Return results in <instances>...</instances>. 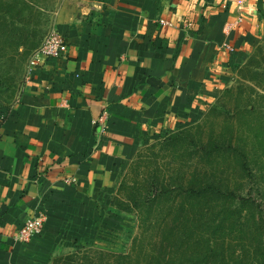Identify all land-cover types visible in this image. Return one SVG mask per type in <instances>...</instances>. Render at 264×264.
<instances>
[{
	"label": "crops",
	"instance_id": "crops-1",
	"mask_svg": "<svg viewBox=\"0 0 264 264\" xmlns=\"http://www.w3.org/2000/svg\"><path fill=\"white\" fill-rule=\"evenodd\" d=\"M53 19L68 55L25 72L0 123V264L97 241L137 154L197 123L261 44L264 0H57ZM37 212L43 232L14 243Z\"/></svg>",
	"mask_w": 264,
	"mask_h": 264
},
{
	"label": "rangeland",
	"instance_id": "rangeland-1",
	"mask_svg": "<svg viewBox=\"0 0 264 264\" xmlns=\"http://www.w3.org/2000/svg\"><path fill=\"white\" fill-rule=\"evenodd\" d=\"M18 1L0 0V18L7 17L18 23L20 10L23 9L22 5H18ZM21 1L33 2L31 7L34 12L30 13L26 20L30 21L35 34L33 33L30 40L19 48L12 47L11 41L0 39V123L5 119L10 104L19 95L21 80L25 75L33 49V41L42 39L52 26L57 8V0ZM226 88V91L231 90V92L224 93L221 99L209 108V110L213 107L219 108L218 115L208 117V110L197 123H190L183 130H190L191 138L198 143L203 142L208 149L213 145L218 146L215 144L216 141L222 144L223 137L234 134L235 144H239L244 152L237 153V157L232 159L229 156L226 158L220 155L218 162L214 164V169H211L205 162L211 159L207 155L201 153L194 156V159L190 158L189 153L192 148L188 142L186 145L183 143V145L171 147L168 152H158V148L152 149L155 155H151L148 149L156 143L147 144L142 151L148 158L139 163L140 167L131 169L133 165L131 163V166L127 168L125 175L132 189L123 191L120 194L121 198L132 195L136 186L140 193H145L146 186L153 180L158 182L165 179L171 184L179 182L187 184L190 179L197 178L187 177V174L199 172L201 169L206 177H198L200 180L221 182L225 189L230 187L237 194L251 197L260 207L258 211L264 213V37L261 44L249 55L246 63L236 69L233 79ZM198 126H201L199 129L201 131L198 130ZM218 152L216 151L214 156ZM244 162L251 170L249 175L246 171L242 172ZM180 202L179 208L183 203L182 198L178 199V203ZM166 212L165 209L162 216L158 213L155 220L153 219L154 222L148 227L143 242L149 250L151 243L157 244L153 246L158 249L155 250L156 254L160 249L159 243L164 237V231L176 222L171 219L175 217L178 210H173L168 220L164 219ZM255 215V220L250 218L239 224L229 219L222 226L231 232L226 237L223 251L220 250V252L224 253L227 259H231L235 252L237 264H249L247 262L250 260L259 264L262 259L260 253L264 250V222L257 219L258 212ZM165 221L169 225H164ZM141 230L144 231V228L140 227L136 215L120 212L116 216L109 217L108 229L99 234L100 236L98 235L97 241L89 245L64 249L55 257L74 256V259L66 264H75L76 261L79 264L82 262L83 264H111L113 258L109 260L108 254L128 252L132 247L133 239L141 236ZM202 254L199 250L189 251L187 255L190 256L185 263L192 264V261L196 260L195 257L193 258L194 255L202 261L217 257L215 255L204 258ZM219 259L222 260L220 256ZM232 263H234L233 260L230 261V264Z\"/></svg>",
	"mask_w": 264,
	"mask_h": 264
},
{
	"label": "trees",
	"instance_id": "trees-1",
	"mask_svg": "<svg viewBox=\"0 0 264 264\" xmlns=\"http://www.w3.org/2000/svg\"><path fill=\"white\" fill-rule=\"evenodd\" d=\"M17 3L19 6H23V9L19 13L20 20L17 23L15 20L12 21V19L9 20L7 17H1L0 39L11 41L12 47L19 48V46H24L25 42L30 40L35 31L30 21L26 20L28 15L34 12L33 7H31L33 2L19 0ZM42 39L33 41L31 53L40 45ZM226 89L223 90L220 97L224 93L229 94L231 92V90L226 91ZM220 97L219 99H221ZM218 112L219 108L213 107L209 110L208 117L218 115ZM199 129H201V126H198ZM191 136L190 130L178 131L164 137L153 147L149 148L148 151L150 150L151 155H155V151H152V149L158 148V152H168L171 147L183 145V143L186 145V142H188L191 146L190 148H192L189 153L190 158L194 159V156H198L201 153L207 155L211 159L205 162L211 169H214V164L218 162L220 155L226 156V158L229 156L232 159L237 157V153L242 154L244 152V149L239 144H235L234 134L226 138L223 137L222 144L216 141L215 144L218 146L214 147L213 145L210 149L203 142L199 141L198 143L194 141ZM187 150H190L189 147ZM216 151L219 152L214 156ZM147 158L144 152H139L137 158L133 161L131 169L140 167L139 163ZM242 166V172L246 171L248 175L251 174V170L246 162ZM187 177L197 178L190 179L187 184L183 182L171 184L165 181V179L158 182L153 180L152 183L146 186L145 193H140L138 186H136L133 189L132 195H127V198H121L120 194L123 191H128L130 188L127 175L123 177L118 193L113 198L111 204L122 213L136 215L140 227L144 228V231L141 230V236L133 239L132 247L128 252L108 254L109 258H107L109 260L113 258L111 259V264H187L185 263L187 262L186 259L190 256L187 253L191 250H199L201 254L203 253L204 258L217 255L216 258H211L207 261H202L197 258V255H194L193 258L195 257L197 261L193 260L192 264H230L231 260L234 261L232 264H237V260L234 257L235 252L231 259H227L224 253L221 254L220 252V250L223 251L227 240L226 237L231 232L225 229V227L222 228V226L229 219L239 224L248 221L250 218L255 220L257 212V219L264 222V213L258 211L260 207L257 206L251 197L237 194L230 187H226L225 189L221 182L207 179L200 180L198 177H206L202 174L201 169L199 172L195 171L189 175L187 174ZM179 198L183 200L181 208H179L181 204V202L178 203ZM165 209L167 212L164 219L167 220L172 215L173 210H178V212L171 219L176 222L172 224V227L170 226L164 231V237L159 243L160 249L158 254H156L155 250L157 248L153 246L157 244L151 243L149 250L144 246L143 242L148 227L154 222L153 219L155 220L158 213L162 216ZM165 223L164 225H169L167 221ZM260 255L262 259L259 264H264V250ZM219 256L222 260L219 259ZM73 259L74 256L54 257L51 264H66ZM247 263L255 264L251 260ZM75 264L79 263L76 261Z\"/></svg>",
	"mask_w": 264,
	"mask_h": 264
},
{
	"label": "built area",
	"instance_id": "built-area-1",
	"mask_svg": "<svg viewBox=\"0 0 264 264\" xmlns=\"http://www.w3.org/2000/svg\"><path fill=\"white\" fill-rule=\"evenodd\" d=\"M242 3V2H240ZM69 52V43L62 36L53 23L40 45L31 53L26 67V73L31 72L32 67L47 59L65 58ZM74 181L67 179L66 183L72 184ZM46 225V215L44 212H37L29 218L22 227L18 229L13 237L14 243L24 245L29 243L34 237L39 236Z\"/></svg>",
	"mask_w": 264,
	"mask_h": 264
}]
</instances>
